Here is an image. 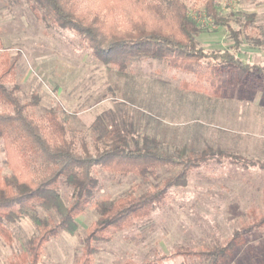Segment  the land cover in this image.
Masks as SVG:
<instances>
[{"label":"rangeland","instance_id":"obj_1","mask_svg":"<svg viewBox=\"0 0 264 264\" xmlns=\"http://www.w3.org/2000/svg\"><path fill=\"white\" fill-rule=\"evenodd\" d=\"M185 1L206 51H230L264 64V0H215L225 24L211 19L206 0ZM86 7L88 0H82L78 11ZM13 60L15 75L7 87L21 103L36 102L24 106V112L43 124L47 109L55 108L77 152L83 153V141L95 154L124 137L129 146L147 143L163 152L185 148L190 158L209 155L189 169L186 185L168 188L148 216L100 242L93 264H210L209 256L199 252L223 245L240 229L245 242L221 264H264V224L250 226L264 217V169L246 163L264 162V78L249 88L225 68L224 88L217 96L198 89L199 84L209 87L199 75L152 58L132 61L128 76L120 77L116 65L99 61L80 34L55 23L36 0H0V69ZM0 111L13 112L14 107L0 101ZM0 166L9 171L3 153ZM181 169L162 164L143 176L96 166V198L155 191ZM61 194L71 200L69 188L62 187ZM97 217L92 202L78 216L77 232L62 231L50 240L39 264H75ZM10 228L12 242L0 235V264L28 250L39 231L30 217ZM179 247L193 253L177 254Z\"/></svg>","mask_w":264,"mask_h":264},{"label":"trees","instance_id":"obj_2","mask_svg":"<svg viewBox=\"0 0 264 264\" xmlns=\"http://www.w3.org/2000/svg\"><path fill=\"white\" fill-rule=\"evenodd\" d=\"M36 1L55 23L80 34L99 61L116 65L120 77L128 76L132 61L152 58L167 60L176 70L199 75L209 87L199 84L198 89L217 96L224 88L225 68L249 88H256L264 78V65L244 61L230 51H206L201 47L197 40L200 28L185 0H88V7L81 12L78 9L82 0ZM206 1L211 19L225 24L215 0ZM253 19V15L249 17L250 23ZM232 32L238 46V34ZM2 55L8 57L7 53ZM14 75V60L0 69V101L14 107L13 112L0 111V154L5 155L9 169L4 171L0 166V235L7 243L12 242L10 225L26 217L34 221L39 231L30 240L28 250L10 264H39L50 240L62 231L77 232V218L92 202L98 217L87 228L82 254L75 264H93L100 242L112 240L114 230L148 216L157 202L166 197L168 188L186 185L189 169L201 165L209 156L204 153L190 158L186 157L185 148L163 152L147 143L129 146L124 137L110 147L97 149L95 154L83 141V153L77 152L75 141L67 137L65 124L55 108L47 109L43 124L24 112V106L36 102L21 103L14 90L7 87ZM246 163L264 169L262 161ZM162 164L182 165L178 174L164 180L163 187L139 196L96 198V166L119 174L149 176ZM62 187L72 191L69 202L61 194ZM40 208L47 214L43 216ZM262 224L264 217L250 226ZM244 242L243 230H235L223 245L199 253L207 254L210 264H221ZM176 253L193 252L189 247H179Z\"/></svg>","mask_w":264,"mask_h":264},{"label":"crops","instance_id":"obj_3","mask_svg":"<svg viewBox=\"0 0 264 264\" xmlns=\"http://www.w3.org/2000/svg\"><path fill=\"white\" fill-rule=\"evenodd\" d=\"M247 62H248V61H247ZM250 63H251V62H250ZM255 64H259V63H255ZM260 65H264V64H260ZM259 84H260V83H259ZM259 84H258V85H259Z\"/></svg>","mask_w":264,"mask_h":264}]
</instances>
